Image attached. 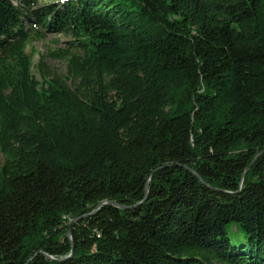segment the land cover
<instances>
[{
    "label": "trees",
    "instance_id": "trees-1",
    "mask_svg": "<svg viewBox=\"0 0 264 264\" xmlns=\"http://www.w3.org/2000/svg\"><path fill=\"white\" fill-rule=\"evenodd\" d=\"M45 1L0 0V264H264V0Z\"/></svg>",
    "mask_w": 264,
    "mask_h": 264
},
{
    "label": "rangeland",
    "instance_id": "rangeland-1",
    "mask_svg": "<svg viewBox=\"0 0 264 264\" xmlns=\"http://www.w3.org/2000/svg\"><path fill=\"white\" fill-rule=\"evenodd\" d=\"M40 4H46L45 0H39ZM71 39L64 35H48L45 39L35 40L30 49L36 52L35 64H38L40 56L45 57V64L54 75L66 76L67 61L54 58L56 52L66 51L69 48Z\"/></svg>",
    "mask_w": 264,
    "mask_h": 264
},
{
    "label": "water",
    "instance_id": "water-1",
    "mask_svg": "<svg viewBox=\"0 0 264 264\" xmlns=\"http://www.w3.org/2000/svg\"><path fill=\"white\" fill-rule=\"evenodd\" d=\"M124 209H127V208H124ZM68 236L71 238V229L69 230ZM73 254H74V248H73L71 257L73 256Z\"/></svg>",
    "mask_w": 264,
    "mask_h": 264
}]
</instances>
